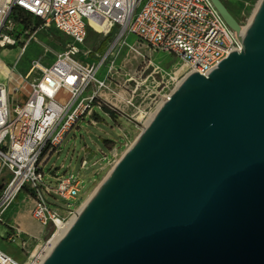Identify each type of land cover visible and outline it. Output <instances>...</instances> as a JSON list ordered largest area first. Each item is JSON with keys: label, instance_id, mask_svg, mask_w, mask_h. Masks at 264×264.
<instances>
[{"label": "water", "instance_id": "water-1", "mask_svg": "<svg viewBox=\"0 0 264 264\" xmlns=\"http://www.w3.org/2000/svg\"><path fill=\"white\" fill-rule=\"evenodd\" d=\"M42 264H264V0L241 50L184 78Z\"/></svg>", "mask_w": 264, "mask_h": 264}, {"label": "built area", "instance_id": "built-area-1", "mask_svg": "<svg viewBox=\"0 0 264 264\" xmlns=\"http://www.w3.org/2000/svg\"><path fill=\"white\" fill-rule=\"evenodd\" d=\"M15 9L34 20L18 24ZM248 25L232 28L212 0H0V49L21 45L22 55L40 31L50 28L69 38L49 64L41 59L33 61L25 74L26 79L38 74L31 82L21 85L12 75L8 82L0 83V173L4 168L12 173L8 184L0 187V223L22 192L30 198L31 214L44 230L54 227L36 253L28 248V239H23V246L29 249L25 262L0 248V264H42L57 243L53 245V236L65 228L61 239L73 222L69 218L76 207L61 215L47 196L74 199L81 191V181L73 174L49 173L46 167L50 155L82 116H92L95 106H107L142 128L188 74L199 71L208 75L233 50H241ZM90 30L105 35L115 32L116 40L104 51L85 50L84 55L93 60H84L79 57L78 43L85 42ZM129 33L138 35L148 48L181 57L182 64L172 72L152 62L140 72L126 69L117 58L123 43L120 40ZM128 46L146 58L141 47ZM103 65L106 76L99 78L97 73ZM182 65L186 67L181 70ZM149 66L152 70L146 73ZM62 91L67 97H60ZM86 164L85 158L82 166ZM46 176L55 177L57 183H46ZM10 229L12 237L22 235L18 226Z\"/></svg>", "mask_w": 264, "mask_h": 264}, {"label": "rangeland", "instance_id": "rangeland-1", "mask_svg": "<svg viewBox=\"0 0 264 264\" xmlns=\"http://www.w3.org/2000/svg\"><path fill=\"white\" fill-rule=\"evenodd\" d=\"M244 12L240 15V21L244 24L248 23L253 10L256 7L258 0H245ZM109 37L107 46H110L112 42L116 40V33L112 32L108 35L98 33L95 30H90L84 43H78L81 53L79 57L84 60H93V57L87 58L84 55L85 50L97 51L100 42ZM69 38L62 35L57 29L50 28L48 32H39L37 39L33 40L26 51L19 56V63L17 65V73H22L24 78L13 74L15 81H20L21 85H24L27 81L31 82L35 77L31 75L28 79L25 78L30 65H32L35 59L46 56V63H50L57 57V54L63 49V43L67 42ZM122 46H119V56L117 63L124 65L126 69L132 72H140L146 69V66L150 64L159 65L165 71L172 72L179 65L182 64L183 59L173 53L148 48L141 42L138 35L129 33L120 40ZM129 44H136L141 47L143 54L146 58L141 57L138 52H134L128 46ZM19 50V48H16ZM2 53V51H0ZM17 55L16 51L13 54ZM93 55V53L91 54ZM150 64V65H151ZM12 66V65H10ZM152 70V66H149L148 71ZM107 67L103 65L97 73L99 78H105ZM2 73V67L0 66V75ZM122 75L118 77L122 81ZM118 80V81H120ZM60 97H67L65 92L60 93ZM20 95H15L14 98ZM111 109V108H110ZM95 113L91 116L86 114L82 116L78 122L66 133L62 143L58 150L50 155L46 171L58 175H70L73 174L78 178L80 183V193L74 199H64L57 194L47 196V200L51 203L52 207L58 208L61 215H65L66 211L73 206L79 207L83 202L89 198L90 193L97 188L99 183L107 175L108 171L115 164V161L121 157L124 151L127 149L126 142L131 144L135 137L140 133L142 128L136 126L127 117L122 115L119 111H114L115 114L109 113L105 108L94 107ZM92 119H95L94 122ZM141 126V125H140ZM128 134L129 136H126ZM110 142V143H109ZM112 146V147H111ZM87 159V164L82 166L83 159ZM12 173L9 168H4L0 173V187L6 186L11 179ZM46 183L55 185L57 183L55 177L46 176ZM32 202L25 193H20L10 208L7 210L4 218V222L0 223V248L6 251L9 255L20 262H25L28 259V250L34 248L37 244L42 242V245L48 240L54 231L53 226H49L47 230L38 231L33 238L31 235L11 236L10 226L13 216L19 209L24 211L30 210ZM31 212V211H30ZM31 219L39 224L40 222L33 217L30 213ZM28 239L30 243L29 249L23 246V239ZM31 249V250H32Z\"/></svg>", "mask_w": 264, "mask_h": 264}, {"label": "crops", "instance_id": "crops-1", "mask_svg": "<svg viewBox=\"0 0 264 264\" xmlns=\"http://www.w3.org/2000/svg\"><path fill=\"white\" fill-rule=\"evenodd\" d=\"M61 33V32H60ZM63 35V34H62ZM20 46L21 45H17V46H13V48H10L11 46L8 47H4L2 49H0V51H2V53L0 52V66L2 67V73L0 75V83H5L8 82L10 76H12L14 74V72H16L17 75H20L22 73H17L18 71L17 69V65L19 63V55H20ZM16 48H19V50H16ZM16 51L17 55L14 56V52ZM46 56L40 57L39 59H41V62L46 63ZM54 59V57H53ZM53 61V60H52ZM12 65V66H10ZM31 66V65H30ZM30 68V67H29ZM12 69L14 70V72L12 73ZM29 70V69H28ZM15 96V95H14ZM22 96H20L19 98H21ZM30 210H23V209H19L17 211V213L13 216V220L11 222V225H16L21 229V225L23 223H25V230H23L22 235H34L38 232L36 231V229L32 228L30 226H39V224H37L36 222L33 221V219H31V215H30ZM40 226H42L40 224ZM22 230V229H21Z\"/></svg>", "mask_w": 264, "mask_h": 264}, {"label": "bare ground", "instance_id": "bare-ground-1", "mask_svg": "<svg viewBox=\"0 0 264 264\" xmlns=\"http://www.w3.org/2000/svg\"><path fill=\"white\" fill-rule=\"evenodd\" d=\"M261 1H262V0H258V2H257V4H256V7H255V9L253 10L252 15H251V17H250L249 20H248V23H250V21L252 20L253 16L255 15V13H256V11H257V9H258V7H259ZM248 23H247V25H248ZM92 24H94L95 27H97V29H101V26L98 25V24H96L94 21H92ZM245 29H246V28H245ZM185 67H186V66L182 65L180 68H181V70H182V69H184ZM146 123H147V121H146ZM144 126H145V123H144L143 127H144ZM143 127H142V128H143ZM129 146H130V144H129ZM124 152H125V151H124ZM118 160H119V159H117V160L115 161V163H116ZM91 195H92V193H90L89 197H90ZM87 200H88V199H86V200L83 202V204H81L79 207L76 208V210L74 211V213H73V214L70 216V218H69V221H70V222H72V221L78 216V214L80 213V211L82 210V208L85 206ZM21 226H22V227H21V229H22L21 231L23 232V230L26 229V228H25V223H23ZM30 226H31L32 228L36 229V231H40V230L42 231V226H33V225H31V224H30ZM65 231H66L65 228H60V229H59V232H58L57 234H55V235L53 236L52 240H51L52 243H53V245H54L56 242L59 241L60 237L62 236V234H63ZM42 246H43V245H42V242L39 243V244H37V245L34 247V252H33V253H36V252H37ZM47 250H49V246L47 247Z\"/></svg>", "mask_w": 264, "mask_h": 264}, {"label": "flooded vegetation", "instance_id": "flooded-vegetation-1", "mask_svg": "<svg viewBox=\"0 0 264 264\" xmlns=\"http://www.w3.org/2000/svg\"><path fill=\"white\" fill-rule=\"evenodd\" d=\"M222 8L231 15L238 24H242L240 21V15L244 12L245 0H217Z\"/></svg>", "mask_w": 264, "mask_h": 264}, {"label": "trees", "instance_id": "trees-1", "mask_svg": "<svg viewBox=\"0 0 264 264\" xmlns=\"http://www.w3.org/2000/svg\"><path fill=\"white\" fill-rule=\"evenodd\" d=\"M14 19L18 22V24H27V23H29V21H31V20H34V18L30 15V14H28V13H26L25 11H23V10H21V9H15L14 10ZM36 22H37V20H36ZM108 40H109V37L107 36V37H105L101 42H100V44H99V46H98V48H97V50H100V51H104L105 50V48H106V46H107V43H108ZM10 48H13V46H11ZM105 108V110H107L109 113H113V114H115L114 113V111L112 110V109H110L109 107H107V106H105L104 107ZM110 143V142H109ZM112 147V146H111Z\"/></svg>", "mask_w": 264, "mask_h": 264}]
</instances>
